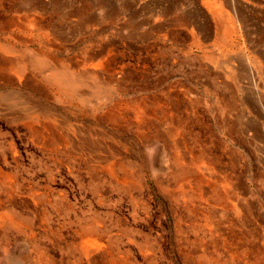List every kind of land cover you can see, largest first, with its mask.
<instances>
[{"label":"rangeland","instance_id":"374dc122","mask_svg":"<svg viewBox=\"0 0 264 264\" xmlns=\"http://www.w3.org/2000/svg\"><path fill=\"white\" fill-rule=\"evenodd\" d=\"M185 5L0 0V264H264V64Z\"/></svg>","mask_w":264,"mask_h":264},{"label":"crops","instance_id":"0c3cea01","mask_svg":"<svg viewBox=\"0 0 264 264\" xmlns=\"http://www.w3.org/2000/svg\"><path fill=\"white\" fill-rule=\"evenodd\" d=\"M168 1L175 2V0ZM207 1L185 0L183 15H176L173 19L171 18V21L170 18H165L161 25L173 28L174 35L180 36L184 41H190V48L193 45L191 41L198 37L199 43L207 44V49L217 51L221 49L218 42L224 38L223 49L239 52L244 48L241 44L236 45L235 35L245 36L243 43H248L253 50L258 52L256 58L264 64V13L255 11L258 10L256 7L259 5L255 4L250 8L244 5L241 8V15H236L234 8L225 5L222 6V12H209L204 5ZM225 3H228L227 0ZM135 19L136 21L141 20L138 17ZM235 61L239 66L244 65L239 53L235 56Z\"/></svg>","mask_w":264,"mask_h":264},{"label":"bare ground","instance_id":"6f19581e","mask_svg":"<svg viewBox=\"0 0 264 264\" xmlns=\"http://www.w3.org/2000/svg\"><path fill=\"white\" fill-rule=\"evenodd\" d=\"M164 6V5H163ZM240 6H243V5H240ZM246 6V5H245ZM185 20V19H184ZM72 80H74V78H72ZM57 84L60 85V82L57 81Z\"/></svg>","mask_w":264,"mask_h":264}]
</instances>
